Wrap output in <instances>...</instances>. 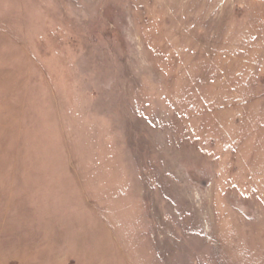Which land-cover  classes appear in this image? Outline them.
<instances>
[{"label":"rangeland","instance_id":"obj_1","mask_svg":"<svg viewBox=\"0 0 264 264\" xmlns=\"http://www.w3.org/2000/svg\"><path fill=\"white\" fill-rule=\"evenodd\" d=\"M0 264H264V0H0Z\"/></svg>","mask_w":264,"mask_h":264}]
</instances>
